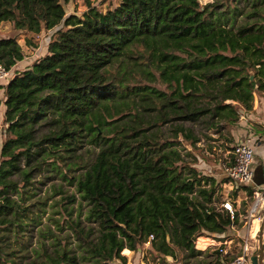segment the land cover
I'll return each instance as SVG.
<instances>
[{"label": "trees", "instance_id": "trees-1", "mask_svg": "<svg viewBox=\"0 0 264 264\" xmlns=\"http://www.w3.org/2000/svg\"><path fill=\"white\" fill-rule=\"evenodd\" d=\"M68 1L0 0V21L56 28L47 52L0 84V264L125 263L120 251L143 243L162 264H205L193 237L235 216L215 209L187 148L219 145L264 87V0H85L81 15ZM24 55L0 37L5 69ZM78 196L85 219L73 216ZM49 199L60 216L38 227ZM226 259L217 250L209 264Z\"/></svg>", "mask_w": 264, "mask_h": 264}, {"label": "crops", "instance_id": "crops-1", "mask_svg": "<svg viewBox=\"0 0 264 264\" xmlns=\"http://www.w3.org/2000/svg\"><path fill=\"white\" fill-rule=\"evenodd\" d=\"M2 106L4 113L3 101ZM243 140H249L253 148L252 178L247 184L230 180L222 170L223 164L232 158L233 145ZM186 162L197 172V176L207 179L217 202L215 209L222 214L225 210L220 203L228 200L234 208L235 216V220L222 232L203 231L202 234L194 236V246L208 251L212 259L218 250L227 258L224 264H249V255L253 250L252 245L260 220L259 211L264 206L261 205L252 215H248L253 203L252 192L249 194L248 189L264 191V87L253 91L251 106L240 108L234 123L226 127L225 137L220 140L219 145L217 143L210 150L204 144L202 147H190ZM239 256H243L244 260L230 263Z\"/></svg>", "mask_w": 264, "mask_h": 264}, {"label": "rangeland", "instance_id": "rangeland-1", "mask_svg": "<svg viewBox=\"0 0 264 264\" xmlns=\"http://www.w3.org/2000/svg\"><path fill=\"white\" fill-rule=\"evenodd\" d=\"M200 3H206L212 0H199ZM117 2V0H92V4L96 5L99 9H104L107 6L114 5ZM66 13H76L78 15H81L84 10L87 9V5L85 3V0H69L68 2L64 3ZM54 29H42L39 33H34L28 30L24 29H18L14 27L13 23L8 20L0 21V37L4 36H14L17 41L21 44L23 51H24V57L22 60L18 61L12 69L9 70L8 74V80L13 75L15 71H20L24 69L25 67L29 66L34 60L37 58L43 56L47 52V44L52 36ZM31 42V43H30ZM7 80V81H8ZM7 81L2 80L0 81L1 85H4ZM2 88H0V144L4 139L5 136V122L3 120V106H2ZM203 146V143H199V146ZM190 146H188L189 150ZM188 160V156L187 159ZM48 184L44 186V189H42L39 194L44 195L46 192ZM70 191H74L75 188L73 186H70ZM53 199H49L47 201V204L44 205L45 211L41 214V224L38 227L44 228L46 224H50L53 228L55 227V224L53 223L52 219L49 217L52 216H60V213H53V209L56 208L53 207L51 203ZM215 203L217 204L216 200ZM72 206L74 207L73 216H75L77 213L81 214V217L85 219L86 210H87V203L85 201L81 200L80 197H77V200L72 203ZM264 212V206L259 211L260 217ZM64 222V221H63ZM63 232V231H62ZM32 244L36 246L38 244L37 237V227H34L32 232ZM46 241H48V237H45ZM73 245L75 244V240L73 239ZM50 247V246H49ZM253 249H255V238L252 245ZM148 244L143 243L136 251L129 252L126 249H122L120 251L121 254H126L127 259L126 262H120V261H111L110 264H162L157 258H152L150 253L147 251ZM208 252V251H207ZM171 264H181V263H173L168 257H166ZM212 259V256L208 253V260L205 264L209 263V260Z\"/></svg>", "mask_w": 264, "mask_h": 264}, {"label": "built area", "instance_id": "built-area-1", "mask_svg": "<svg viewBox=\"0 0 264 264\" xmlns=\"http://www.w3.org/2000/svg\"><path fill=\"white\" fill-rule=\"evenodd\" d=\"M9 70L0 64V81L8 80ZM232 158L223 164L222 170L226 176L236 183H250L252 178V153L253 148L249 140H243L233 145ZM253 203L248 210V215H252L261 205L264 204V191L253 189ZM220 206L227 212L230 219L234 218V208L228 200L221 201ZM231 224V223H230ZM245 247V245H244ZM246 248V247H245ZM221 250V248H217ZM244 260L243 256L237 257L234 261Z\"/></svg>", "mask_w": 264, "mask_h": 264}, {"label": "water", "instance_id": "water-1", "mask_svg": "<svg viewBox=\"0 0 264 264\" xmlns=\"http://www.w3.org/2000/svg\"><path fill=\"white\" fill-rule=\"evenodd\" d=\"M249 264H264V212L255 235V249L249 255Z\"/></svg>", "mask_w": 264, "mask_h": 264}, {"label": "bare ground", "instance_id": "bare-ground-1", "mask_svg": "<svg viewBox=\"0 0 264 264\" xmlns=\"http://www.w3.org/2000/svg\"><path fill=\"white\" fill-rule=\"evenodd\" d=\"M201 241V240H200Z\"/></svg>", "mask_w": 264, "mask_h": 264}]
</instances>
